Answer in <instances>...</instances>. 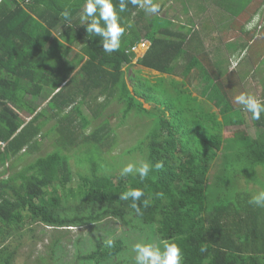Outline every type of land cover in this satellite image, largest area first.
Segmentation results:
<instances>
[{
    "label": "trees",
    "instance_id": "16d2710c",
    "mask_svg": "<svg viewBox=\"0 0 264 264\" xmlns=\"http://www.w3.org/2000/svg\"><path fill=\"white\" fill-rule=\"evenodd\" d=\"M155 2L162 8L158 15L128 3V10L120 13L121 23L127 20L134 27L120 50L109 54L102 38H89L87 26L81 25L87 0H0V264H17L21 257L23 264H70L62 234L40 255L25 254L30 246L26 237L36 238L39 229H86L109 220L120 222L124 234L100 236L86 248L77 246L82 241L77 239L72 264H135L131 238L139 233L143 244H177L184 264H264V207L249 203L255 188L239 191L237 167L252 164L264 178V113L256 121L235 102L238 94L232 87L241 76L237 66L225 68L219 56L223 46L213 44L224 41L233 28L204 19L211 4L227 3L240 20L250 16L247 26L264 17V0ZM113 3L118 9L119 0ZM185 3L194 9L190 17ZM65 9L72 13L71 26L61 17ZM257 27L246 30L244 39L264 42V26ZM245 40L227 44L230 68L234 63L241 67L236 56L245 51ZM144 41L150 44L141 54L137 49ZM250 72L255 76L258 70ZM263 73L252 78L260 81L257 98L262 102ZM199 84L201 96H195L191 89ZM242 90L251 95L250 89ZM38 98L46 101L44 107ZM112 103L122 106L123 120L136 116L138 123L146 118L151 120L148 126L154 125L138 145L113 155L121 161L137 154L141 160L134 163H150L153 171L147 180L138 174L122 177L123 168L109 170L108 140H120L122 133L110 126V117L86 133L93 119L82 107L86 104L100 119ZM49 112L59 123L44 132ZM52 133L58 134L55 151L8 175L9 160L25 150L28 154L40 137ZM95 144L104 157L97 160L105 165L80 173L77 186L71 187L72 163L81 158L76 155L71 162L65 150L78 147L83 154ZM160 161L164 170L157 172L154 165ZM245 179L252 182L242 178L243 183ZM137 188L150 199L143 216L130 208L131 201L120 199ZM108 239L114 240L113 247L106 246ZM202 245L206 252H201Z\"/></svg>",
    "mask_w": 264,
    "mask_h": 264
},
{
    "label": "rangeland",
    "instance_id": "374dc122",
    "mask_svg": "<svg viewBox=\"0 0 264 264\" xmlns=\"http://www.w3.org/2000/svg\"><path fill=\"white\" fill-rule=\"evenodd\" d=\"M260 1H262V0H260ZM211 5H213V7L208 9V11H207L208 14H206L204 16V19L207 21L215 22L217 24L222 23V25H224L223 16L225 15L224 21H225L226 25L230 28H233V31H230L228 33V35H230L229 41L232 43L237 42V44H241V42L243 40H245L244 36H243V34L246 32L245 21L250 16H247L246 18L240 20L238 18L240 15L236 14L237 11H232V9L230 7H228V5H224V4L221 6L220 5H214V4H211ZM184 9H185V11H184L185 15L187 17H190L194 11V9L191 7V5L189 3H185ZM236 9H237V5L235 7V10ZM179 13H180V11H179ZM235 16L238 18V21H236ZM242 24H244V26H245V27L243 26L244 28L239 27ZM254 24H256L258 26L256 29H260L261 27H263L264 26V17L263 16L256 17ZM233 25H234V27H232ZM249 31H255V30L252 29ZM249 36H250V34H249ZM250 40H251V38H249V41H248V39L245 40V42L248 43L245 51L239 52L236 56V58L238 60H240L242 63L241 67L238 65V63H234L232 68H230L231 62L228 61L229 55L225 51H221L219 56L222 57L224 59V61L226 62V65H227V67L225 65L226 69L235 70L237 68L236 71L241 76L240 81L233 85V87H232L233 91L236 92L238 95H240L241 93H243L242 87H244V89H250L251 95H255L256 97H259L262 93L260 81L259 80L253 81L252 78L258 77V76H260V74L262 72H264V47H263L264 42L260 39L255 40L253 42H251ZM149 44L150 43L148 41H144L143 43H141V45L139 47L141 50V54H143L147 50ZM139 48L137 50H139ZM234 66H237V67L233 68ZM133 70H135V72H136V69L134 67H133ZM250 70H258L257 75L251 76ZM132 72L133 71H131V73ZM135 72H134V74H135ZM253 83H255V85ZM130 87L132 88L131 85H130ZM191 92L195 96H201V92H202L201 84H199L196 87H193L191 89ZM171 94L172 93L170 91L166 92V99H169ZM31 97L32 96L29 95L28 99ZM36 100L35 101L37 103H39V105H41L42 107H44L46 105V101H44L43 98H38ZM103 100H104V97L99 98L98 102L95 103V105L97 106ZM145 106L147 108L151 107L150 104H146ZM121 108H122L121 105H119L117 103H112L110 105V107L106 110V113L104 114V116L101 117L100 119H96L92 115V110L89 106H87L85 104L82 107L84 113L88 116H91L93 119L92 125L86 130V133L89 134V133L93 132L97 127H99L103 123V121L107 117H110V126L116 130V133L120 132V129L122 130L120 140L110 139V140H108L109 146H106L108 149H111V153H112V155L109 154V155H111L110 159H108V158L106 159L107 162L110 163V168H109L110 171L117 169V168H124L129 163H134L135 160H138V159L141 160V158H138L137 154H133L131 156H124L121 161H117L118 158L116 156H113V155H117L121 152H124L125 149H127L131 146L135 147L136 145H138L141 141H143V138L147 135V133L150 132L152 127H154V125L148 126V125H150L151 120L149 121L146 118H142L141 119L142 121L140 123H138L140 118L136 117V116H129L126 120H123L122 113L120 112ZM48 115L50 118V122L44 128V132H47L48 129L52 128L55 124L59 123V119L57 117L53 118L51 112H49ZM27 118H28V120L31 119L30 117H27ZM133 128H135V129L133 130ZM141 133L143 134V136L139 137V135ZM57 136H58V134L52 133L50 136H44L43 140H41V137H40L39 138V144L34 150L29 152L28 154H26V152L28 150H25L22 152V154H20L16 157H13L11 160H9L5 166V169L7 171L10 170L8 172V175L11 174L12 172L16 173L18 171H21L28 163L36 160L38 157L45 156L48 153L55 151L57 149V144H55V141L58 139ZM77 148L78 147H73L71 150H65V152H64V153H68L70 155L71 162H74V160L76 159L75 158L76 155H78V157L81 158V159L75 161L74 163H72V164H75L76 167H74V174H73L74 180L71 183V187L77 186V184L80 180V176H79L80 173L84 172L86 174H90L92 168L95 165L100 166V167H102L103 164L105 165V163H101L99 160H97L98 158H104L103 153L97 144H95L93 147H91L90 150H89V146H87L86 150H89V151H87L83 154L82 153L80 154V151ZM104 149L105 148H103V152L105 153ZM12 164H13V167L11 170V169H9V167L12 166ZM237 167H238L240 177H241V179L239 180V191H247V192L251 191L247 186L255 188L254 192L251 191L252 193L258 194L259 192L264 191V178H262L260 176L259 172L258 173L255 172V169H254L252 164L247 168L244 167V169H242L240 167V165H237ZM261 168H262L263 173H264V165ZM80 171H82V172H80ZM242 178H249L252 182H249L248 179H245L246 183H243ZM255 184H257V185H255ZM257 186L260 187V189H256ZM61 234L63 236H62L60 242L67 245V247L70 251L69 256L66 258V260H68L70 262V264H72L71 261L73 258V253H74V251H76L75 243H76L77 239H79V238L82 239L81 243L77 244V246L86 248V247L94 244L100 236L118 237V236L123 235L124 234V228L120 222L115 221V220H109V221L104 222L101 225L87 227L86 229H75V230H70V231H57V230H52V229L47 228V230L44 232H43V229H39L36 238L32 239L29 236L26 237L27 239L25 242L28 243V245H30V246L25 250V254L26 255H28V254H33V255L44 254L47 250L48 244ZM42 236L44 237V241H42V239H41ZM141 236H142L141 233L132 236L131 239H132L133 248L137 243L143 244ZM31 243H33V244H31ZM18 261L19 262L17 264H23L24 263V257L19 258ZM75 264H77V263H75Z\"/></svg>",
    "mask_w": 264,
    "mask_h": 264
},
{
    "label": "clouds",
    "instance_id": "9594fccd",
    "mask_svg": "<svg viewBox=\"0 0 264 264\" xmlns=\"http://www.w3.org/2000/svg\"><path fill=\"white\" fill-rule=\"evenodd\" d=\"M129 2L149 15H158L162 11L161 5L156 3L155 0H119L118 9L113 0H87L80 16L81 25L87 26L88 37H101L103 50L109 54L120 50L128 29L134 27V24L127 20L121 23L120 13L128 10ZM61 17L67 22L68 26H71L72 13L69 9H65L61 13ZM102 22L104 26H102ZM254 23L255 20L253 21ZM253 24L247 25L246 30H250ZM235 102L251 113L252 119L256 121L261 119V114L264 113V102L255 95L242 93L235 98ZM154 169L157 172L163 171V161L156 163ZM152 171L153 166L150 163L141 161L139 164L129 163L121 171V176L127 177L132 174H138L141 180H147ZM157 196L162 199L164 193H158ZM144 197V191L137 188L124 192L120 199L131 201L130 208L137 215L143 216L144 209L150 206V199H144ZM141 201H143V208L141 207ZM249 203L264 207V191L254 195ZM105 243L106 246L113 247L115 242L112 239H108ZM134 251L136 253L135 264H184L183 251L175 243L162 242L160 245L137 243L134 246ZM206 251L207 246L202 245L201 252Z\"/></svg>",
    "mask_w": 264,
    "mask_h": 264
},
{
    "label": "crops",
    "instance_id": "0c3cea01",
    "mask_svg": "<svg viewBox=\"0 0 264 264\" xmlns=\"http://www.w3.org/2000/svg\"><path fill=\"white\" fill-rule=\"evenodd\" d=\"M253 3H254V2H253ZM224 5H228V4L225 3ZM229 6H230V5H228V7H229ZM231 9H232V11H233V8H231ZM82 12H83V10H82ZM82 12H81V14H82ZM81 14H80V16H81ZM254 20H255V19H254ZM254 20H253V21H254ZM223 23H225L224 18H223ZM246 23H247V22H246ZM225 24H226V23H225ZM232 27H234V25H233ZM215 35H216V34H215ZM243 36H244V34H243ZM229 40H230V35L227 34V36H225V38H224V41L221 40V41H219V42L216 43V41L213 40V42H214L213 44L216 45V46H219V45L223 46V50L229 55L230 50L228 49L227 44H228V43H232V42H230ZM220 50H222V48H221ZM220 53H221V52H220ZM220 53H219V54H220ZM180 78H181V77H179V76L177 77V79H180Z\"/></svg>",
    "mask_w": 264,
    "mask_h": 264
}]
</instances>
